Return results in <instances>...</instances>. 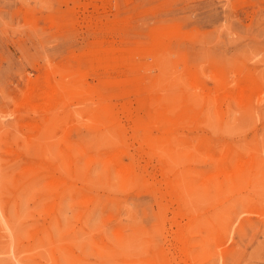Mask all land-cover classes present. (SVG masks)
<instances>
[{
	"label": "rangeland",
	"instance_id": "obj_1",
	"mask_svg": "<svg viewBox=\"0 0 264 264\" xmlns=\"http://www.w3.org/2000/svg\"><path fill=\"white\" fill-rule=\"evenodd\" d=\"M0 264H264V0H0Z\"/></svg>",
	"mask_w": 264,
	"mask_h": 264
}]
</instances>
